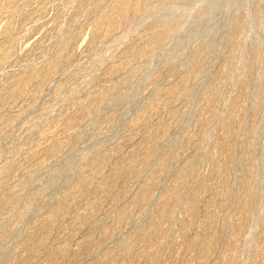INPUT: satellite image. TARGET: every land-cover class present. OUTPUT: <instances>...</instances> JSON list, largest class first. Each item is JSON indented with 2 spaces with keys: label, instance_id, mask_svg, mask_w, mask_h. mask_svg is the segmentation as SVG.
<instances>
[{
  "label": "rangeland",
  "instance_id": "rangeland-1",
  "mask_svg": "<svg viewBox=\"0 0 264 264\" xmlns=\"http://www.w3.org/2000/svg\"><path fill=\"white\" fill-rule=\"evenodd\" d=\"M0 264H264V0H0Z\"/></svg>",
  "mask_w": 264,
  "mask_h": 264
},
{
  "label": "bare ground",
  "instance_id": "bare-ground-1",
  "mask_svg": "<svg viewBox=\"0 0 264 264\" xmlns=\"http://www.w3.org/2000/svg\"><path fill=\"white\" fill-rule=\"evenodd\" d=\"M124 11H125V10H124ZM124 11H123V12H124ZM123 14H124V13H123Z\"/></svg>",
  "mask_w": 264,
  "mask_h": 264
}]
</instances>
